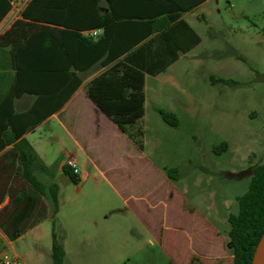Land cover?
Returning a JSON list of instances; mask_svg holds the SVG:
<instances>
[{
    "label": "rangeland",
    "instance_id": "obj_1",
    "mask_svg": "<svg viewBox=\"0 0 264 264\" xmlns=\"http://www.w3.org/2000/svg\"><path fill=\"white\" fill-rule=\"evenodd\" d=\"M185 19L199 35L200 44L187 55L180 53L179 61L163 73L147 76L146 92L149 99L160 93L159 106L175 110L180 123L177 134L182 142L188 141L189 163L183 156L157 162L172 170L173 179L180 178L178 189L187 181L195 182L188 187L187 199H170L167 186L151 178H136V187L127 191L113 179L120 198L103 184L97 188L94 171L79 191L78 182L66 176L60 164L71 157L80 170L83 157L58 122L51 120L49 129L41 128L37 135L57 137L48 144L52 149L44 163L58 186V211L53 212L51 196L45 190L42 200L47 216L41 223L10 243L0 230L4 236L0 251L7 257L17 258L21 264H53L54 233L64 252V264H178L175 256L182 257L187 250L183 230L194 234L197 249L208 238L209 232L198 219L194 225L182 226L180 208L191 205L196 208L194 216L197 211L207 214L224 234L223 249L230 256L228 215L237 212V198L246 192L252 168L264 164V0H206ZM211 77L225 82L212 83ZM154 106L147 103L149 115L155 114ZM221 143L227 149L214 152ZM99 164L113 177L121 162L104 156ZM36 176L45 187L51 180L41 172ZM4 177H0V185L5 183ZM9 186L17 191L28 189L17 177ZM141 197L170 204L167 225L161 224V205L156 210L144 206L141 210L152 233L139 224L122 199L128 198V206L135 210L142 205ZM8 203L5 198L0 209ZM160 235L163 241L157 237Z\"/></svg>",
    "mask_w": 264,
    "mask_h": 264
},
{
    "label": "trees",
    "instance_id": "obj_2",
    "mask_svg": "<svg viewBox=\"0 0 264 264\" xmlns=\"http://www.w3.org/2000/svg\"><path fill=\"white\" fill-rule=\"evenodd\" d=\"M4 1V14L10 2ZM102 0H31L4 35L1 46H10L15 78L0 101V230L14 241L41 223L47 216L43 203L48 190L57 213L58 186L45 163L24 135L60 110L82 83L81 75L95 64L108 69L87 85L89 100L123 133L142 148L141 129L129 132L144 115L145 75L156 76L199 43V38L180 17L206 0H104L108 13L101 14ZM125 11V12H124ZM60 28V29H59ZM101 30L97 38L83 35ZM165 48H153V34ZM191 39V41L186 43ZM212 83L225 82L210 78ZM24 95L34 96L32 105L16 112L14 102ZM162 120L178 126L173 113L159 110ZM227 149L226 143L214 152ZM50 177L45 187L36 176ZM62 172L73 182L77 175L64 165ZM169 172H172V170ZM28 189L9 186L14 178ZM8 185V186H7ZM238 208L230 214L231 264H252L257 244L264 233V164L254 166L246 192L237 198ZM53 264H64V252L52 233Z\"/></svg>",
    "mask_w": 264,
    "mask_h": 264
},
{
    "label": "crops",
    "instance_id": "obj_3",
    "mask_svg": "<svg viewBox=\"0 0 264 264\" xmlns=\"http://www.w3.org/2000/svg\"><path fill=\"white\" fill-rule=\"evenodd\" d=\"M30 1L31 0L11 1L10 9L6 12V14H4V1L0 0V42L2 41L4 35L11 29L14 22L21 19V13L23 9ZM99 11L101 14L108 13L107 4L104 0H102L100 3ZM188 13L189 12L183 13L180 17V20L184 21L199 38L197 32L185 19ZM85 33L86 32H84L83 35H85ZM101 34L102 31L100 35ZM150 39H153V48H165L164 42L159 39L156 33L145 39L142 43H145ZM190 41L191 39L186 41L187 45ZM199 44L200 38L199 43L191 46L187 52H179L177 60L175 62L169 63L167 68L172 67L179 61L180 53L182 55H187ZM10 50V46L0 45V101L8 94L15 78V70L12 67ZM106 69H108V66L102 67L99 64H95L91 69L80 74L82 83L71 96V98L60 110L52 114L46 120L38 124L33 130L25 134V139L32 145L39 158L44 162V160L49 157L50 151L52 149L48 144L57 141V137L52 138L51 134L47 136L50 140H47V137L46 139H43L41 138V133H39L40 135H37V132L41 130V128L47 127L49 129V122L51 120H56L65 136L74 144L76 149L83 157L84 164H82L79 174L77 175V184L79 186L77 189L79 191L82 190L84 185L88 183V180L90 177H92L91 171H94L93 179L94 182H96L97 188H100L103 184L107 190L113 192L120 198V189L117 188V185H115V181L121 184V188L124 191H127L132 187H136L133 182L136 178H151L167 186L170 199H187L186 195L188 193V187L190 185L194 186L195 182L187 181L188 183H185L182 190H180L177 188V184L180 183V178L175 176L176 178L173 179L172 173L169 172V169L167 170L164 166L157 164V162L177 160L178 158L181 159L182 156L185 157L186 162L188 161L189 163L191 161L185 152V146L186 144L188 145V141L182 142L179 135L177 134L180 123H178L177 127H171L162 120L159 114V110L168 111L173 114L175 113V110L173 108L165 109L159 106L158 102L160 93L158 92H156L151 99L148 98L146 90L147 76L149 75H145L144 115L134 127L128 129L129 132H133L136 129H141L143 133L142 148H138L134 141L128 136V134L119 130V128L113 124L87 97L86 88L88 83L93 78L106 71ZM34 99L35 97L31 95H24L21 98L16 99L14 102L15 111L22 112L27 110L32 105ZM149 101L155 105V114L152 113L149 115L147 113V103ZM75 115L78 116L76 117L75 121H73ZM11 147L12 145L7 146L2 152H0V155H2ZM104 156L113 157L115 160L121 162V164L113 170L116 173V175L113 176L114 178L110 177L108 175L109 171L101 168L99 164V161ZM68 159L73 158L70 157ZM64 165L65 162H62L60 164V168L62 169ZM87 167L89 168V171L85 170ZM97 173L99 177L96 179L95 175ZM127 199L128 198L122 200L124 203H126L130 213L139 219V224L143 228L146 227L148 233H152V231L147 228L145 221L141 217V210L143 206L149 208L150 210H156L161 205L163 209V218L161 224L167 225L166 221L169 217L168 211L170 204L166 202L161 204V200H149L146 197H141L139 199L142 202V205L139 206V208L137 207L135 210H132L128 206ZM195 212L196 208L192 205L187 209L184 207L180 208V216L183 223L182 226L186 224H188V226L191 224L194 225L196 219H198V222H200L201 225L209 232L208 238L206 242L200 244L202 245V248L197 249V247L200 246H196L194 234H190L188 231L185 232V230H183V237L187 242V250L186 254L182 257L179 254H177V256L174 255L178 259L177 263L227 264L228 260L230 259L231 264L233 257L232 254L230 253V256H228V252L226 253L223 249V243L226 239L224 234L214 227V222L210 220L207 214L197 211L198 215L194 216L193 214H195ZM173 229L176 231H181L178 230V228ZM157 237L160 241H163V235ZM10 242L11 241H9V243ZM167 253H172V250L168 249Z\"/></svg>",
    "mask_w": 264,
    "mask_h": 264
},
{
    "label": "built area",
    "instance_id": "obj_4",
    "mask_svg": "<svg viewBox=\"0 0 264 264\" xmlns=\"http://www.w3.org/2000/svg\"><path fill=\"white\" fill-rule=\"evenodd\" d=\"M100 33H101V30H91V31H87L85 33V36L91 37V38H97L99 37ZM65 165L73 172V174L75 175L79 174V169H78V166L75 160L68 159L65 162ZM3 239H4V236H2L0 233V246H1ZM0 264H21V263L17 260V258H9L6 256L4 252L0 251Z\"/></svg>",
    "mask_w": 264,
    "mask_h": 264
},
{
    "label": "water",
    "instance_id": "obj_5",
    "mask_svg": "<svg viewBox=\"0 0 264 264\" xmlns=\"http://www.w3.org/2000/svg\"><path fill=\"white\" fill-rule=\"evenodd\" d=\"M252 264H264V233L257 244Z\"/></svg>",
    "mask_w": 264,
    "mask_h": 264
}]
</instances>
